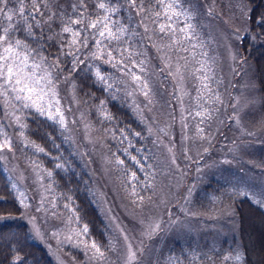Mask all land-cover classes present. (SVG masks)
<instances>
[{"label":"rangeland","instance_id":"obj_1","mask_svg":"<svg viewBox=\"0 0 264 264\" xmlns=\"http://www.w3.org/2000/svg\"><path fill=\"white\" fill-rule=\"evenodd\" d=\"M175 4V11L184 15L172 22L163 14L159 18L151 14L153 8L160 11L153 2L148 7L151 13L140 9L139 22L134 20L139 45L127 50L132 56L125 63L146 81L148 95L131 75L116 68L121 88L153 145L142 172V182L148 186L136 195L144 197L142 204L133 203L136 198L127 196L118 184L106 140L88 122L72 82L61 74L56 81L63 123L59 117L56 121L91 172L97 204L110 230L108 247H99L103 257L91 248L93 240L82 232L84 224L78 222L68 199L51 184L52 168L41 163L42 151L37 150L41 147L24 132L25 116L37 112H21L16 103L17 122L8 114L13 107L0 106V141L7 138L11 143L10 151L0 152L2 167L32 236L47 247L56 264H126L120 228L133 248H140L136 264L240 262L239 249L229 247L237 230L233 206L210 192L211 203L197 208L194 195L214 177L225 182L226 194L248 195L264 206V112L253 64L238 49V39L247 31L242 9L249 5L246 0H175ZM113 19L121 24L120 16ZM161 23L166 28L171 23L175 33L160 32ZM186 25L188 35L180 31ZM125 40V45L130 43L128 37ZM127 48L131 50L130 45ZM197 112L203 115L196 116ZM149 221L159 222L160 228L145 236L143 225ZM185 236L194 247L180 244L182 251L172 252L169 243Z\"/></svg>","mask_w":264,"mask_h":264},{"label":"trees","instance_id":"obj_2","mask_svg":"<svg viewBox=\"0 0 264 264\" xmlns=\"http://www.w3.org/2000/svg\"><path fill=\"white\" fill-rule=\"evenodd\" d=\"M246 1L249 11L252 9L264 11V0ZM71 2L75 0H50L48 10L70 12ZM95 2L97 0H87L89 12L94 11ZM151 3V0H135L136 7H134L128 0H112V6L117 9L115 18L120 16L121 24L127 29L118 44L113 42L116 47L131 52L139 45V35L136 34L134 22L140 20L139 6L143 4L142 12L149 10L151 13L148 8ZM25 6L31 7L27 4V0H25ZM41 10L45 11L43 8ZM151 14H155L154 8ZM46 16L45 11V18ZM251 27L250 33L247 29L239 37L238 49L241 55L253 64V78L260 99V107L264 112V29L257 28L255 25ZM53 29L59 31L55 24ZM45 32L50 34L47 33V28ZM127 34L129 35L126 36ZM125 37H128L130 41L127 45H125L127 41ZM18 38L31 47H36L30 39L25 40V33L18 32ZM67 39L66 36L65 40ZM129 45L131 50L127 48ZM45 47L47 51L43 52V55L53 63H57L54 59L59 55L56 45L48 42ZM89 48H92L91 42ZM113 56H116L115 51ZM116 58L119 59L118 56ZM82 59H85V64L92 66L86 67L85 64L78 63L77 70L70 71L66 63L67 58L61 57L58 63L63 71L60 74L72 82L76 98L82 105L88 122L94 132L101 134L106 140L111 166L121 189L130 198L134 197L133 191L136 195H141L146 191L148 184L142 182L143 173L139 168L145 167L151 158L153 146L151 136L122 90L121 81L117 79L119 74L116 68L106 60L100 68L102 74L110 77L107 84L112 87L108 88L97 81L94 75L95 66L100 65L101 61H91L86 57ZM24 130L26 136L43 149L40 160L47 168H52L51 184L68 199L72 205V212L75 213L76 218L78 217V222L87 225V235L98 247L106 249L110 230L97 204L91 172L78 159V156L76 157L71 138L64 126L56 120L31 111L25 116ZM132 157H135L140 164H135ZM225 191L224 181L214 177L209 178L196 190L195 206L197 208L208 206V203H211L210 192L220 195L221 202L231 204L235 211L237 230L231 235L232 243L229 247L236 246L239 249V264H264V206L248 195H239L237 192L226 194ZM21 214L22 206L0 161V264H13L17 258H19L18 264H56L47 247L34 239L27 220L23 219ZM185 239L187 236L172 240V243H169V249L178 253L177 251H182L180 244L188 243L190 247H194ZM222 243L226 244L227 240ZM196 248L198 247L195 246L194 249Z\"/></svg>","mask_w":264,"mask_h":264},{"label":"snow or ice","instance_id":"obj_3","mask_svg":"<svg viewBox=\"0 0 264 264\" xmlns=\"http://www.w3.org/2000/svg\"><path fill=\"white\" fill-rule=\"evenodd\" d=\"M49 2L50 0H27V4L31 7L26 8L25 0H0V106L7 104L13 107V111L8 113L9 115L17 122L20 121V116L16 115V109L14 108V105L18 103L21 112L24 109H33L38 114L46 115L51 120H57V117H59V122L63 123L56 84V81L60 78V73L63 71L59 68L58 63L61 57L67 58L66 63L70 71H76L78 63L85 64V59H82V57H86L91 61L100 60L101 64L95 66V78L105 84L106 87L111 88L112 86L107 84L110 77L100 71L103 62L106 60L112 67L131 75L134 81L142 85L144 95H148L146 81H142L140 76L132 72V69L125 63L126 60H130L132 53L126 49L121 50V48L116 47L127 29L113 19L117 9L112 6V0H97L93 4L94 11L92 12L88 11L87 0L71 2L69 4L70 12L66 10L52 12L48 10ZM128 2L136 7L135 0H128ZM151 2L157 4L160 9V11L155 12L157 18L163 14L167 21L172 22L174 17L178 18L184 15L182 12L175 11V0H167V2L166 0H151ZM139 7L143 9L144 6L141 4ZM42 8L47 12L46 18L45 11H42ZM242 15L249 33L252 30V25L264 29V11H257L256 9L249 11L245 6L242 9ZM54 24L57 25L59 31L53 29ZM45 28H47V33L50 34H46ZM188 28H190V25H186L180 31L188 35ZM159 31H172L173 34L175 33L171 23L167 28L165 24L161 23ZM18 32L25 33V40L30 39L36 47H31L24 40L19 39ZM237 35L239 36V30H237ZM66 36L68 37L67 40H65ZM48 42L54 43L59 50V55L54 57L57 63H53L43 55V52L47 51L45 45ZM90 42L92 48H89ZM113 42H116V44H113ZM109 45H112V47H109ZM113 51H115L116 56H113ZM117 56L119 59L116 58ZM85 66L91 67L92 65L85 64ZM140 71H143L142 67H140ZM203 87L207 89L206 84ZM216 100L219 102L218 97ZM53 111L56 115L52 114ZM195 115L202 116L203 113L197 112ZM20 127L23 128V125L21 124ZM202 132V129H198V133ZM5 148L11 150V143L7 138L4 139L3 143H0V152H3ZM37 150L43 151V149ZM131 159L135 164H140L135 157ZM120 163H123V161H120ZM139 170L143 172V166H140ZM132 195L136 197L135 191ZM189 195H191V190H189ZM137 200L142 204L144 197H136L133 203H136ZM141 223L143 224V222ZM143 227V234L151 236L159 230L160 224L157 221H149ZM119 231L126 242V264H136L137 253L140 248H133L124 229L120 228ZM82 232L84 234L88 233L87 225L82 226ZM91 248L96 254L103 257V253L94 241ZM231 258L229 256L224 257L225 260ZM18 259L13 261V264H18ZM236 259H239L238 254Z\"/></svg>","mask_w":264,"mask_h":264}]
</instances>
